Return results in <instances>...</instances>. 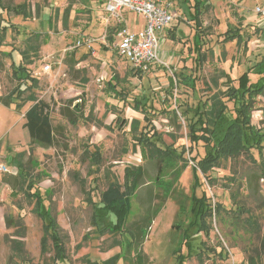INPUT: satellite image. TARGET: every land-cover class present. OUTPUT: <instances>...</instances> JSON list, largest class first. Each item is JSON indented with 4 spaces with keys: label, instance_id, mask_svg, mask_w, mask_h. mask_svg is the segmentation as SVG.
<instances>
[{
    "label": "rangeland",
    "instance_id": "rangeland-1",
    "mask_svg": "<svg viewBox=\"0 0 264 264\" xmlns=\"http://www.w3.org/2000/svg\"><path fill=\"white\" fill-rule=\"evenodd\" d=\"M169 1L181 16L172 31L176 40L169 43L170 35L160 39L159 55L168 66L140 77L108 42L106 29L103 33L90 29L88 15L95 12L96 0H0V95L23 91L27 77L36 79L34 93L49 105L58 129L50 149L30 148V143L15 148L26 153L20 159L28 179L24 189L28 183L36 185L44 201L41 212L44 206L49 209L65 249V259L60 261L52 240L43 242L44 221L25 191L11 196L0 188V264H103L117 256L116 264H179L175 252H187L180 244L193 221L194 197L204 193L222 212L207 220V232L191 231L192 257L185 264H264V153L253 151L251 156L222 160L208 179L200 175L204 188L196 187L189 163L168 193L174 173L165 165L159 175L162 184H156L158 164L142 156L138 138L146 131L159 148L172 146L180 154L185 147L188 154L191 147L187 122L180 116L177 122L172 111L176 103L196 101L188 84L195 75V55H189L195 28L189 5ZM209 2L212 9L202 19V52L207 60L197 81L202 99L224 92L225 74L238 78L250 59L264 53V14L256 12L257 7L264 10V0ZM101 12L100 20L106 25L107 17ZM143 25L142 17H137L135 25L128 22L133 31ZM230 25L244 33V40L249 39L246 47L237 39L224 40ZM82 38L92 43L83 40L76 46ZM169 49L174 52L172 60ZM47 65L50 71L43 70ZM173 78L177 80L174 89L169 87ZM113 79L119 81V97L109 91L108 83L116 84ZM146 97L157 108L149 114L151 124L133 109ZM119 120L128 125L122 128ZM134 121L139 126L132 134L129 124ZM252 123L264 128V95L256 100ZM3 145L8 147L6 142ZM96 149L101 154L98 164L92 158ZM6 159L0 162L9 171H17L12 157ZM127 167H143L145 180L132 196L125 230L116 232L109 228L114 216L106 210L96 212L95 207L110 183H125ZM9 174L0 172V184ZM141 228L145 234L139 236L136 247L134 235H140Z\"/></svg>",
    "mask_w": 264,
    "mask_h": 264
},
{
    "label": "trees",
    "instance_id": "trees-1",
    "mask_svg": "<svg viewBox=\"0 0 264 264\" xmlns=\"http://www.w3.org/2000/svg\"><path fill=\"white\" fill-rule=\"evenodd\" d=\"M183 2L188 4L192 10V21L195 28L192 50L190 51L189 49V55H195L192 57L194 63L193 75L194 73L195 75L194 78L188 80L190 82L188 84L193 90V96H195L196 101L192 104L186 103L184 105L176 103L178 106L176 110L172 111V116L177 122L180 117L187 122L188 140L191 147L188 154L185 147L178 154L172 146L159 148L149 139L150 131L141 132L138 138L143 158L145 157L147 160L152 158L158 164L156 184L161 183L159 175L163 173L165 165L168 166L169 172L174 173L172 179H175V181L168 183L170 187L166 193L175 185L178 177L189 166V163H192L196 187L200 185L204 188L200 175L208 179L209 174L222 160L236 158L241 155L251 156L253 151H257L260 156L264 153V128H258L252 123L256 100L264 95V53L256 55L255 59H250L238 78L232 79L225 74L226 90L224 92H218L204 99L200 98L197 93V81L200 79V72L207 60L206 53L202 52L204 46L202 36L205 31L202 19L212 9V5L209 0H183ZM119 28L121 29L122 27ZM224 36L226 42L237 39L242 41L245 47L249 41V39L244 40V35L240 29L235 27H230ZM172 39L174 40L175 37L172 36ZM108 40L111 44L114 42L111 36L108 37ZM257 56L260 57L257 58ZM19 69L26 72L25 69L20 67ZM137 75L142 76L140 72H136L135 76ZM253 76H256L257 79L253 80ZM27 78V83H29L23 91L16 89L9 95L0 97V103L9 107L16 101L18 102L16 103L17 110L22 109L27 103H32L25 115L26 123L24 125L30 136V148L50 149L55 145V131L57 130L58 132V129H55L52 123L48 110L49 105L39 100L34 93V90L38 87V81L30 77ZM113 80L116 81V84L113 86L109 82L108 88L110 92L118 96L116 89L119 81L118 79ZM176 86V78L169 79V87L174 89ZM28 92L29 95L26 97ZM120 92L122 94L123 90ZM153 103L150 97H146L136 102L133 107L134 110L144 115V120L149 124H151L149 114L157 110ZM117 122L122 128L128 125L127 121L124 120ZM138 126L139 123L137 121L130 123V133L135 134L138 131ZM151 128L153 129L152 125ZM148 149L150 150L149 153ZM25 154V152L14 153L15 163H17L15 166L18 168V172L17 174L4 176L3 181L11 187L14 195L25 191V196L29 200L35 201V212L44 221L43 242L47 241L48 238L51 239L56 249V258L63 261L65 259V249L58 235L56 221L50 218L49 209L45 208V206L44 211L41 212L44 201L41 194L35 189L36 185L28 183L26 189H24L28 179L25 177L20 159ZM92 158L96 160L95 164L100 163V150L96 149L92 154ZM179 162H182V165H179ZM124 178V184L118 182L110 183L107 189L101 193L98 205L100 209L98 206L95 207L97 209L96 212L98 210H106L114 216L115 222L113 225H109V228L111 227L116 232L125 230L131 213L132 196L143 186L145 170L143 167H127L124 172ZM33 189H35L34 192L32 191ZM221 212L222 207L217 203L212 206L207 194L204 193L201 197H194L193 221L189 230L184 232L180 244L187 248V252L184 254L181 249H177L175 252L178 255L179 264H185L192 257L191 231L197 229L199 232H207V220H212L217 215H220ZM5 223L7 227L10 226L7 218H5ZM144 231L141 228V234L134 235L136 247L139 246L138 238L145 234ZM115 259L117 261L118 256L103 264H116ZM138 260L139 258H137Z\"/></svg>",
    "mask_w": 264,
    "mask_h": 264
},
{
    "label": "built area",
    "instance_id": "built-area-1",
    "mask_svg": "<svg viewBox=\"0 0 264 264\" xmlns=\"http://www.w3.org/2000/svg\"><path fill=\"white\" fill-rule=\"evenodd\" d=\"M104 4L103 13L107 17L106 24L112 22L120 25L117 31L119 42L114 45L117 54L126 60L131 70L140 72L141 75L148 74L156 68H165L168 64L161 59L160 39L166 36L173 25L177 15L172 11L173 3L169 0H102ZM257 14H264L262 7H257ZM127 14L142 17L144 28L134 32L128 27ZM105 20V18L103 17ZM83 40L91 44L92 40L82 38L76 42L80 47ZM105 42V40H104ZM50 71L49 65L43 68ZM0 172L9 173L6 166L0 164Z\"/></svg>",
    "mask_w": 264,
    "mask_h": 264
},
{
    "label": "crops",
    "instance_id": "crops-1",
    "mask_svg": "<svg viewBox=\"0 0 264 264\" xmlns=\"http://www.w3.org/2000/svg\"><path fill=\"white\" fill-rule=\"evenodd\" d=\"M94 6L95 7H93L94 8L93 10H95V12L93 13V11H92V16L90 14L88 15L89 16L88 21H90V22L87 21V23L90 24V29L92 30V32H99V30H102V33L106 29L107 33H108V37L111 36L114 39V42L112 44L110 43L109 40H108V42L111 45H116L114 43H115V40H117L119 42V39L117 37V31H118L120 25H118L115 22H112L111 25L108 26L107 24L105 25L103 22H101V20H100V16L102 13L101 11L104 10V4H103L102 0H96V2L94 3ZM97 8H99V10H96ZM172 11L177 15V18L174 21L171 28L168 30V33L166 34V36L161 37V38H165V37H167V35H170L171 40H168L169 43L176 40V37L172 33V31L175 29V27L178 23V19L181 16L178 13V10H177V8H175L174 5L172 6ZM130 15H132V14H127L126 18H127L128 22L131 21L132 25H135L137 17H139V16L133 15L134 19L131 20L129 18ZM263 20H264V18H263ZM128 22H127V24H128ZM230 27H235V26L230 25L228 27V29ZM143 28H144V25H143ZM142 29H140V30H142ZM140 30H135L134 32H137ZM194 34H195V32H194ZM194 34H193V36H194ZM242 34L244 35V33H242ZM172 36L175 37L174 40L172 39ZM173 54H174V52H172V50H170L168 56L171 55V57H172L171 60L174 58L172 56ZM171 60L169 59L168 61H171ZM164 61H166V60H164ZM245 67H243V70L245 69ZM137 76H139V75H137ZM0 97H2V96L0 95ZM29 109H30V107H28V108L23 107L22 109L17 110L16 106L14 107L13 105H11V106L7 107V106L0 103V160L2 159L5 161V160H7L6 158H8L10 156L15 161L14 153H20L21 152V151H17V149H15V148H17V146H19V145L27 146L30 143L29 133H28L27 129L24 128V125L26 123L25 115ZM4 142L7 143L8 147L3 145ZM4 152H6V154H4ZM0 164L6 166L3 162H0ZM17 172L18 171H15V170L9 171L10 174H17ZM1 182H2V179L0 178V183ZM0 188H2V190L4 192L9 193V195H11V196L14 195L11 187L6 183L0 184Z\"/></svg>",
    "mask_w": 264,
    "mask_h": 264
}]
</instances>
